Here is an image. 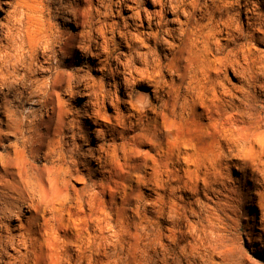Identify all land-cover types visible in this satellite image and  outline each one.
Masks as SVG:
<instances>
[{"label":"bare ground","instance_id":"1","mask_svg":"<svg viewBox=\"0 0 264 264\" xmlns=\"http://www.w3.org/2000/svg\"><path fill=\"white\" fill-rule=\"evenodd\" d=\"M97 1L0 0V264H264V0H118L120 26ZM241 209L252 255L227 247Z\"/></svg>","mask_w":264,"mask_h":264},{"label":"rangeland","instance_id":"2","mask_svg":"<svg viewBox=\"0 0 264 264\" xmlns=\"http://www.w3.org/2000/svg\"><path fill=\"white\" fill-rule=\"evenodd\" d=\"M91 1H92V4L94 6L98 5L97 0H91ZM117 1L118 0H103L104 7L102 10L105 11V9L108 10V8H109L110 12H107L109 14V21L113 22V23H117L120 26V25H123L124 18L126 17V13L123 11L122 12H116L115 11L118 8L117 7V4H118ZM3 6L4 5L1 4V7H3ZM146 8L149 9L147 6H146ZM244 15L245 14H243V16ZM51 23H52L56 32L58 31V32L65 34L68 32L69 33L70 32L75 33L77 31H80V28L78 30L77 26L74 24V21L68 22L65 19L56 18V19L51 20ZM68 26L70 27V31L66 30V27H68ZM108 36H110V34H108ZM162 36L163 35L161 34L160 37H162ZM113 37H114V41L111 42V45H110V49L112 51V57L113 58L115 56H119L122 59H124V58H127L131 54H133V57L138 56V53H136L134 51V49L125 48V47H127L125 45V43L119 44L120 38H119V34H118V29L115 30ZM134 47H135V50H137V51H140V52L146 51V48H143L139 43H134ZM151 47L152 46H150V48ZM162 48H163V45L159 43V46L157 47L156 52L158 55H160L162 57L163 63H165V62L167 63L168 61L165 60L164 52L161 50ZM252 48L254 49V52H255V54H254L255 58H257V57L259 59L264 58V41H261L260 43L255 44V46ZM152 49H153V47H152ZM77 53L79 54L80 51L76 50V52H74V54H77ZM74 54H69V55L65 54L66 56L61 55V57L65 56L66 63H68L70 65V67L77 72L78 75L82 76L89 83L92 84L94 82L100 81V79L102 77L101 76V68L98 65H95L97 59L95 58L94 62L89 63V64H86V63L81 64L82 61L79 64L80 60L79 59H77L78 61L74 60V56H73ZM92 57H93L92 55L91 56L89 55L88 59L91 60V59H93ZM155 57H156V55H155ZM251 71L253 74H251ZM105 72H106V76L109 75L108 69H106ZM260 72H261V75H260ZM262 73H263V75H262ZM250 74H251V76H253V79L255 78V80H256V84L254 86L255 90L257 91L256 93L261 95V98L263 100L262 102H260V105H264V69L262 67L257 69L256 66L255 67L252 66V69L250 70ZM224 77H226L228 79L227 81L231 85L239 86L238 84L241 83V81H240L241 79L238 78V76L233 71H231L230 69L224 73ZM106 79L107 78L104 77L103 80L102 79L101 80L103 81V83H106V81H107ZM133 86H134V90H135L136 94L146 96V94L150 93V96L153 95V93L151 92L152 87H149L148 85H145V84L141 85L138 83H133ZM122 91H123V89H122ZM119 96L122 97L121 92L119 93ZM61 97L65 98V99L69 98L68 94H66V93H63L61 95ZM70 99L72 102L77 101L78 103L79 102L81 103V102L86 100V97L83 98L79 93V94L75 95L74 97H71ZM111 111H112V109L107 107V113L110 114ZM190 134L191 133H188V135H190ZM194 137H195V134H193V138ZM237 173H239V172L236 169L234 171H232L233 176L237 175ZM74 185L76 187L80 186L79 183H75ZM140 192L147 193L148 190L141 189ZM234 219H235V226H234L235 228L233 230H231L229 233H227V236H228V240H227L228 246L227 247L231 251H236V250L241 249L247 255H252L253 254L252 248L255 246V244L251 241L250 237L247 235V232L249 230V227H251L253 225V219H254L253 214L248 209H241L237 213V216L234 217ZM113 251L114 250L110 251L111 255H112ZM158 259H159V257L157 255H152V257L149 258L150 264H156L157 263L156 260H158ZM196 259H197L196 260L197 263L203 264L201 258L198 257ZM154 262H156V263H154ZM172 263H173V261H172Z\"/></svg>","mask_w":264,"mask_h":264}]
</instances>
